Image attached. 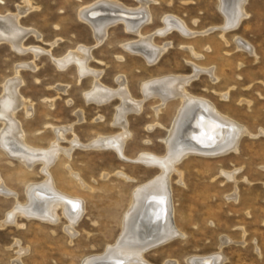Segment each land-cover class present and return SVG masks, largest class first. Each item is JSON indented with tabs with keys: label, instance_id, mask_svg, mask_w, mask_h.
I'll return each mask as SVG.
<instances>
[{
	"label": "rangeland",
	"instance_id": "obj_1",
	"mask_svg": "<svg viewBox=\"0 0 264 264\" xmlns=\"http://www.w3.org/2000/svg\"><path fill=\"white\" fill-rule=\"evenodd\" d=\"M94 1L32 0L34 8L21 22L23 27L35 29L40 37L31 33L24 47L51 49L52 55L43 52L35 58L31 49L21 52L9 42L0 41V95L10 78L23 77L22 94L32 101L34 111L28 118L22 107L18 119L26 130L27 142L33 146L47 148L57 141L49 124L68 129L64 146H70L74 137L88 142L98 134L120 131L113 125L120 100L101 106L88 103L85 93L92 89L93 78L87 76L79 81L76 66L61 71L52 60L53 56H64L80 44H94L91 26L79 15L84 5H94L97 0ZM116 1L128 7L140 6L139 0ZM220 1L150 0L152 20L144 27V34L164 27V15L181 18L188 28L197 31L217 28L192 38L184 37L179 30L165 37L156 36L157 44L172 43L156 65H148L141 56L124 48L125 43L139 37L128 33L122 23L114 25L105 41L94 49L96 60L91 66L104 70L102 81L115 88L116 78L125 75L136 98L143 97L141 84L145 80L172 73L192 75L194 70L189 61L215 67L217 82L203 72L188 89L214 101L250 131L243 135L236 152L214 156L192 153L178 163L170 181L176 224L184 234L151 248L146 258L153 264L167 261L190 264L187 260L190 256L221 251L224 258L220 264H264V132H261L264 131V0L247 1L248 15L236 28L228 30V43L219 29L227 23ZM23 5L24 0H1L0 14L16 13ZM237 38L247 41L254 52L238 47ZM207 44L213 46L211 51L205 50ZM189 47L202 58L195 60ZM20 64H33L36 68L19 66L17 74ZM63 85H68L67 92L59 89ZM227 92L228 97L221 96ZM159 103V99H149L142 112L128 116L132 134L125 143L127 156L136 157L143 152L163 155L167 150L161 139L169 134L180 100L167 103L157 116L153 108ZM79 110H84L81 119L76 113ZM157 122L161 125L148 127ZM1 125L2 122L0 131ZM59 157L51 166L58 188L85 200L86 211L75 226L76 232L68 230L70 223L61 209L55 223L21 213L15 219L17 224L0 226V264H13L18 257L20 248L14 245L16 239L20 240L21 248L27 249L22 264H83L89 255L105 257L107 246L116 243L121 235L134 187L160 172L157 166L124 161L111 149L76 147L69 156L60 153ZM35 164L28 169L18 155L0 145V173L8 187L18 192L21 204L27 203L26 189L30 182L42 186L46 181L42 162ZM70 170L82 182L73 178ZM121 171L130 179L117 174ZM16 204L15 198L0 194V222Z\"/></svg>",
	"mask_w": 264,
	"mask_h": 264
},
{
	"label": "bare ground",
	"instance_id": "obj_2",
	"mask_svg": "<svg viewBox=\"0 0 264 264\" xmlns=\"http://www.w3.org/2000/svg\"><path fill=\"white\" fill-rule=\"evenodd\" d=\"M139 1L140 6L138 7H128L116 0H97L95 3L92 2L94 5H84L80 9L79 15L91 26L95 38L94 44H80L64 56H53L52 59L61 71L76 66L79 81L87 76L93 78L92 89L85 93L88 103H96L101 106L117 98L120 100V103L116 106L113 119V125L120 128L119 132L109 135L98 134L88 142H82L74 137L69 141L70 146H64L62 142L68 140L66 136L68 129L63 126L49 124L56 134L57 139H55L57 141H53L55 143L50 147H44L46 149L36 147L27 142L26 130L22 121L18 119V112L22 107H24L28 118L33 115L34 111L32 101L29 102L22 94L23 77L16 75L10 78L4 84V91L0 95V122L3 123L0 131V145L10 153L18 155L28 169H32L36 162L41 161L43 164L42 171L47 177H45L46 181L42 186H37L34 182L27 185L28 200L26 204H21L18 199V192L8 187L0 173V194L15 198L17 202L13 210L8 213L7 218L0 222L1 227L11 223L17 224L18 222L15 219L21 213H25L30 218L33 216L43 217L50 221L49 223H55L59 220L58 210L61 209L69 220L68 230L72 233L76 232L75 226L86 211L85 200L58 188L57 181L51 171V166L57 158H60V153L69 156L76 147L111 149L124 161L157 166L160 169L159 174L150 181L134 187L130 208L125 214L121 235L117 242H114L115 244L107 246V255L105 257H102L103 254L86 256L83 264H153L146 258V253L151 248L171 242L184 234L176 224V207L172 198L170 181L178 163L192 153L214 156L236 152L239 149V143L243 135L250 132L246 125L224 113L214 101L194 95L188 89L194 78L203 72L208 73L212 81L218 80L219 76L215 67H205L196 61H189L194 70L192 75L172 73L145 80L141 84L142 98H136L132 94L128 77L125 75H119L116 78L118 86L115 88L106 85L102 81L101 77L104 70L91 66V62L96 60L94 49L105 41L109 30L116 24L122 23L128 33L139 37V39L131 40L123 46L128 52L141 56L151 66L160 62L168 47L172 44L171 42L157 44L155 41L156 36L165 37L174 30H179L184 37L192 38L197 35H206L217 29L210 28L197 31L188 28L186 22L181 18L164 15L162 19L164 27H160L149 34H144V27L152 20V12L150 0ZM247 1H220L227 16V23L226 25H220L219 29L222 31L221 37L227 43L226 33L228 30L236 28L248 15ZM24 4L18 7L16 13L0 14V41L9 42L21 52L31 49L35 58L40 57L43 52L52 55L51 49L46 50L35 46L24 47V42L31 33L40 37L35 29L22 26L21 19L34 8L32 0H24ZM56 42L51 43V47ZM236 42L238 47L254 52L247 41L237 38ZM212 47V45L207 44L205 50L211 51ZM189 49L195 60L202 58L195 52L194 48L189 47ZM19 66L36 68L33 64H20L16 69L17 74H20L21 67ZM59 89L62 92H67L68 85H63ZM228 93H222L221 96L226 98ZM152 98L160 100L159 106L153 108L157 116L167 103L180 100L169 134L161 139L167 145V150L163 155L143 152L136 157H129L124 152L126 140L132 134L129 129L128 116L132 112H142L145 102ZM83 111L76 112L80 119ZM156 125H161V123H152L148 127L154 128ZM70 174L73 178L82 182L73 170H70ZM117 174L126 180L130 179L125 172L121 171ZM227 176L229 178L233 177L230 174ZM14 245L20 249L17 250L18 257L13 261V264H22V255L27 252V249L20 247L19 239L15 240ZM223 258L224 254L221 251L214 254L193 255L188 257L187 260L190 264H220ZM166 264H175V262L167 261Z\"/></svg>",
	"mask_w": 264,
	"mask_h": 264
}]
</instances>
